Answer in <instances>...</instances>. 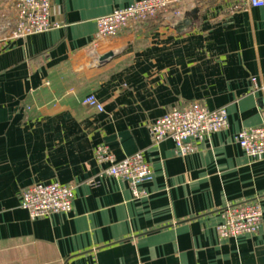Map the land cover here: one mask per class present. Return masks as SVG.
<instances>
[{"label": "crops", "instance_id": "1", "mask_svg": "<svg viewBox=\"0 0 264 264\" xmlns=\"http://www.w3.org/2000/svg\"><path fill=\"white\" fill-rule=\"evenodd\" d=\"M15 0H0V264H264V156L237 142L264 123V6L249 0H173L89 54L96 18L137 0H51L48 31L12 37ZM196 3L198 17L175 27ZM181 9V14L176 11ZM99 56V57H100ZM95 95L104 111L83 104ZM199 101L226 107L229 126L182 155L149 124ZM117 160L142 153L153 179L108 176L96 149ZM59 181L72 209L32 219L22 190ZM257 199V233L219 239L228 205Z\"/></svg>", "mask_w": 264, "mask_h": 264}, {"label": "built area", "instance_id": "2", "mask_svg": "<svg viewBox=\"0 0 264 264\" xmlns=\"http://www.w3.org/2000/svg\"><path fill=\"white\" fill-rule=\"evenodd\" d=\"M173 0H137L128 6L118 7L96 18L97 32L89 46L90 56L99 59V45L104 39L114 37L134 23L145 22L166 11ZM251 7L264 6V0H249ZM178 9L176 14H181ZM51 0H15V26L12 37H26L59 26L51 20ZM253 91L264 95V84L252 77ZM83 104L104 111L103 104L93 94L83 99ZM229 126V114L226 107L211 109L199 101H190L172 107L167 113L149 124L154 143L170 138L176 151L182 155L194 151V142L206 136L224 130ZM237 142L250 157L264 156V123L256 127L243 128L237 134ZM96 158L100 163H108L103 173L127 181L135 196H139L138 186L153 179L151 165L142 153L129 155L117 160L113 152L105 145L96 149ZM74 190L69 184L59 181L36 182L21 192L20 206L29 212L32 219L56 213L69 212L72 209ZM222 221L216 230L219 239L240 237L257 233L263 220V211L257 199L245 200L228 205L222 215Z\"/></svg>", "mask_w": 264, "mask_h": 264}, {"label": "water", "instance_id": "3", "mask_svg": "<svg viewBox=\"0 0 264 264\" xmlns=\"http://www.w3.org/2000/svg\"><path fill=\"white\" fill-rule=\"evenodd\" d=\"M192 5L194 6V8H192L191 10H184V12L179 16V20L177 21V24L175 26L178 31H184L185 29H187L193 23L194 19L198 17L199 9L196 7V3H193ZM113 55L114 53L112 52L106 53L104 55H101L99 57V60L103 62Z\"/></svg>", "mask_w": 264, "mask_h": 264}]
</instances>
